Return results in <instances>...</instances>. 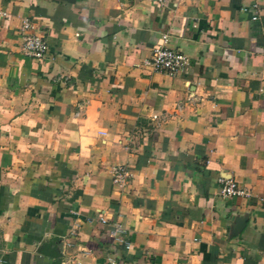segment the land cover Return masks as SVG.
Wrapping results in <instances>:
<instances>
[{
	"label": "crops",
	"instance_id": "1",
	"mask_svg": "<svg viewBox=\"0 0 264 264\" xmlns=\"http://www.w3.org/2000/svg\"><path fill=\"white\" fill-rule=\"evenodd\" d=\"M156 46L186 64L136 67ZM109 258L264 264V0H0V264Z\"/></svg>",
	"mask_w": 264,
	"mask_h": 264
},
{
	"label": "built area",
	"instance_id": "2",
	"mask_svg": "<svg viewBox=\"0 0 264 264\" xmlns=\"http://www.w3.org/2000/svg\"><path fill=\"white\" fill-rule=\"evenodd\" d=\"M158 1L160 3L164 2V0ZM20 31L22 52L35 59H41L44 57L48 50L47 42L43 38V35L36 30V27L31 20L24 18L20 26ZM167 37V35L163 36L164 42L167 41ZM186 62L187 59L183 53L166 46H156L153 48L152 53L148 58L143 59L141 62L135 64V66L155 72H166L170 75H174L183 68ZM110 173L112 183L119 187H124L131 176L130 171L121 165L112 166ZM218 181L220 184V194L223 197L249 195L248 190L241 188L232 178L220 177ZM102 221L105 220L102 219ZM125 230L126 229L121 224H115L114 229L112 230V236L116 242L124 241L123 234L125 233ZM109 263L113 264L114 260L109 258Z\"/></svg>",
	"mask_w": 264,
	"mask_h": 264
},
{
	"label": "water",
	"instance_id": "3",
	"mask_svg": "<svg viewBox=\"0 0 264 264\" xmlns=\"http://www.w3.org/2000/svg\"><path fill=\"white\" fill-rule=\"evenodd\" d=\"M239 223H240V225H242L243 220H242V221H238V224H237V225H239ZM235 229H237V226H236ZM48 248H49V247H47V249H44V248H43V249L41 250V252H44V253H46V254L48 255V253H51V252H48ZM49 251H50V250H49Z\"/></svg>",
	"mask_w": 264,
	"mask_h": 264
}]
</instances>
